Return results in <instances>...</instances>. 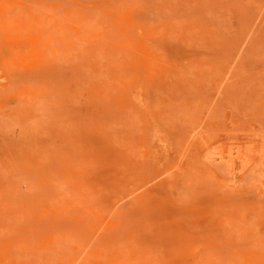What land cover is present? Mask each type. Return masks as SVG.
<instances>
[{"label":"rangeland","instance_id":"obj_1","mask_svg":"<svg viewBox=\"0 0 264 264\" xmlns=\"http://www.w3.org/2000/svg\"><path fill=\"white\" fill-rule=\"evenodd\" d=\"M0 264H264V0H0Z\"/></svg>","mask_w":264,"mask_h":264}]
</instances>
